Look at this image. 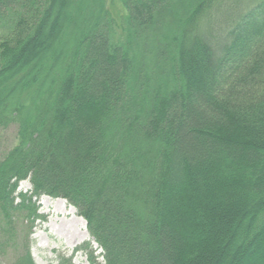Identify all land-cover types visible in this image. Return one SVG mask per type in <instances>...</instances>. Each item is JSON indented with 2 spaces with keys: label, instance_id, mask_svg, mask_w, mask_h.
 <instances>
[{
  "label": "trees",
  "instance_id": "obj_1",
  "mask_svg": "<svg viewBox=\"0 0 264 264\" xmlns=\"http://www.w3.org/2000/svg\"><path fill=\"white\" fill-rule=\"evenodd\" d=\"M225 1L0 0L6 226L46 196L93 264H264V0L216 35Z\"/></svg>",
  "mask_w": 264,
  "mask_h": 264
},
{
  "label": "rangeland",
  "instance_id": "obj_2",
  "mask_svg": "<svg viewBox=\"0 0 264 264\" xmlns=\"http://www.w3.org/2000/svg\"><path fill=\"white\" fill-rule=\"evenodd\" d=\"M107 2L115 16L121 14L116 0ZM248 2L251 4L250 0H226L211 24L215 34L232 25L236 15L242 13ZM4 33L5 29L1 26L0 37ZM16 132V126L0 130V157L16 144ZM29 190L27 182L21 183L18 189L21 193ZM36 205L43 220L37 221L29 234L26 223L14 219L11 226H6L0 216V264H12L24 245L29 247L34 264H59L60 260H71V264H93L90 251L96 247L87 233L84 220L76 215V211L66 201L46 196L41 197ZM11 235L18 243L16 249L11 244ZM81 247L86 250L77 252ZM99 253H94V256ZM100 261V258L95 260Z\"/></svg>",
  "mask_w": 264,
  "mask_h": 264
}]
</instances>
